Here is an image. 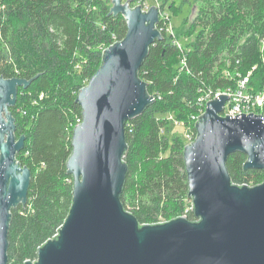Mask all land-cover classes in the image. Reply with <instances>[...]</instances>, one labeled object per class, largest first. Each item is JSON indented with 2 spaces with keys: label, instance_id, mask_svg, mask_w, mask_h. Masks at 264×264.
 Instances as JSON below:
<instances>
[{
  "label": "trees",
  "instance_id": "16d2710c",
  "mask_svg": "<svg viewBox=\"0 0 264 264\" xmlns=\"http://www.w3.org/2000/svg\"><path fill=\"white\" fill-rule=\"evenodd\" d=\"M157 28L162 39L149 47L138 71L154 102L124 127L127 173L120 202L140 225L181 216L196 221L188 198L185 145L167 137V116L188 126L199 90L233 85L223 76L226 61L231 75L251 72L248 87L264 91V0L200 3L184 32L192 41L182 49L176 38L164 34L161 22ZM126 30L123 17L111 14L104 0H0V78L30 81L18 89L10 109L15 138H25L16 160L31 177L26 204L11 210L7 264L36 260L38 249L68 216L73 183L66 163L72 131L81 122L76 97L100 67L102 51L123 39ZM245 161L240 152L228 156L231 183L261 184L264 171L244 169Z\"/></svg>",
  "mask_w": 264,
  "mask_h": 264
},
{
  "label": "water",
  "instance_id": "95a60500",
  "mask_svg": "<svg viewBox=\"0 0 264 264\" xmlns=\"http://www.w3.org/2000/svg\"><path fill=\"white\" fill-rule=\"evenodd\" d=\"M134 0H112L110 13L126 22L123 39L102 51L98 70L81 88L76 103L81 122L71 135L66 163L72 204L56 235L25 264H264V181L233 185L225 163L240 152L244 169L264 171V118L220 116L225 95L209 101L195 124V138L183 159L188 198L196 221L183 217L140 225L120 202L127 166L125 124L154 102L138 71L155 40L159 9L143 11ZM30 81L0 78V264H7L11 210L27 202L31 173L16 155L10 111L18 89Z\"/></svg>",
  "mask_w": 264,
  "mask_h": 264
},
{
  "label": "built area",
  "instance_id": "2783aa9c",
  "mask_svg": "<svg viewBox=\"0 0 264 264\" xmlns=\"http://www.w3.org/2000/svg\"><path fill=\"white\" fill-rule=\"evenodd\" d=\"M138 5H141L143 11H146L148 9L147 6H144L141 0H138ZM136 4V3H135ZM158 9L159 7L155 5ZM159 16H160V9H159ZM161 22V19L159 17V23ZM158 23V24H159ZM158 27V25H157ZM158 29V28H157ZM163 29V27L161 28ZM160 31V29H158ZM161 32V31H160ZM177 45L180 49L183 48L180 43ZM260 53L262 57V62L264 63V42L262 41L260 44ZM179 63L181 66L185 65L184 57H181L179 60ZM225 70L223 72V76L225 78H228L232 81H234V84L231 86H228L224 89H217V90H211L201 92L199 90L200 95L197 98L196 101V113L191 116L190 122L188 126H186L183 122H179L175 120L171 115L167 116V119L170 121V123L182 126L184 127L187 134H190L191 141L194 140L196 132H193L192 129H194L196 122L198 121L199 117L204 113L206 104L219 97L220 95H225L227 97V101L225 102L222 113H220V116H228L231 118L241 116V115H247V114H255L260 115L264 118V91L258 90L254 91L252 88L248 87L249 84V76L251 75V72H248L245 76L241 75L239 72H235L234 75H231L229 71V62L226 61ZM255 68V66L252 68V70ZM153 97V96H152ZM154 99V98H153ZM80 122L77 123V125ZM184 218V216H181ZM159 223H163L162 221H158Z\"/></svg>",
  "mask_w": 264,
  "mask_h": 264
},
{
  "label": "rangeland",
  "instance_id": "374dc122",
  "mask_svg": "<svg viewBox=\"0 0 264 264\" xmlns=\"http://www.w3.org/2000/svg\"><path fill=\"white\" fill-rule=\"evenodd\" d=\"M112 8V0H104ZM127 0H122L126 2ZM144 6L150 8L151 6L157 5L160 9V19L163 27V32L168 35V38H176L178 44L183 47L187 46L191 41L192 37L184 36V32L190 28L195 15L198 10L200 3H205L210 0H141ZM136 3V4H135ZM138 0H134L132 5L137 6ZM131 5V7H132ZM176 136L187 145L191 141L190 134H187L184 127L170 124V129L167 132V137L171 138Z\"/></svg>",
  "mask_w": 264,
  "mask_h": 264
}]
</instances>
